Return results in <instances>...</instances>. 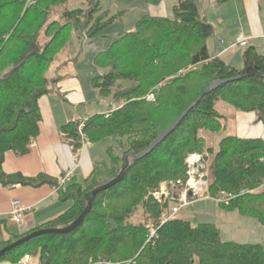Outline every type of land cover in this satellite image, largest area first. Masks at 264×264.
Returning <instances> with one entry per match:
<instances>
[{
	"label": "trees",
	"instance_id": "16d2710c",
	"mask_svg": "<svg viewBox=\"0 0 264 264\" xmlns=\"http://www.w3.org/2000/svg\"><path fill=\"white\" fill-rule=\"evenodd\" d=\"M227 1L216 0V4ZM66 2L0 0L2 187L58 186V181L42 173L33 177L5 173L2 164L9 151L26 154L29 142L39 135V100L60 93L58 83L63 76L51 71L58 69L71 32L78 39H93L113 19L105 18L106 11L100 12L99 0H86L87 8L63 9L53 18L58 6ZM172 12L171 17L141 16L130 31L118 34L96 53L93 63L103 72L90 79L91 87L116 108L108 116L103 112L86 117L83 132L87 144L114 138L105 150L107 160L96 164L84 184L71 179L64 192L57 191L71 203L54 219L13 232L9 218H0V250L32 231L68 226L84 210L91 191L119 173L126 154L144 151L199 98L198 102L153 150L128 168L121 181L95 196L91 210L75 229L34 237L1 255L0 262L15 264L27 254L37 257L38 264H89L90 259L113 264H264L263 243L224 241L213 223L192 226L179 217L161 223L165 205L145 199L162 180L185 177L187 153L206 150L212 154L209 193L235 195L222 207L264 227V192L250 191L259 187L264 176V138L225 136L214 150L200 135L222 130L224 116L215 109L218 100L237 111L253 112L257 122L264 120V79L244 74L252 65L264 72V55L254 46L244 47L241 70L219 57L211 58L207 40L214 28L200 15L196 0H176ZM214 81L226 82L204 93ZM149 93L154 94L153 102L146 100ZM78 122L72 120L60 128L74 153L81 149ZM139 209L144 219L134 223L130 219ZM150 229L155 230L151 237Z\"/></svg>",
	"mask_w": 264,
	"mask_h": 264
},
{
	"label": "rangeland",
	"instance_id": "374dc122",
	"mask_svg": "<svg viewBox=\"0 0 264 264\" xmlns=\"http://www.w3.org/2000/svg\"><path fill=\"white\" fill-rule=\"evenodd\" d=\"M215 2L216 0H196L200 15L204 17L206 19L205 21L210 23L214 28V34L209 38V40L214 36H217V39L218 37L223 36V34L221 33L224 32L225 28H227L232 35L230 40L231 45H235L236 33L240 31L241 25H243V23L245 24V15L241 10V5L238 3L236 4L235 0H228L219 8L215 6L217 5ZM238 2H240V0H238ZM258 2L261 10L260 16L264 20V0H258ZM175 3L176 0H161V2L157 4L148 3L146 0H99L100 12L106 11L105 18L112 17L113 19L100 32H98V34L93 37V39H78L76 32H71L67 46L63 49L58 58V69H54L53 71H51L53 75L56 74V76H63L60 80L59 86H61L63 89L62 92L64 96L62 95V97H65V99H67L66 101H63L60 93L48 94L52 96L50 97V99L53 105L54 113L57 116L61 112L64 113V110L65 113H68V111L72 113V111L75 110L73 101H75L76 96H85L86 99H88L87 101H90V103L87 102V105H92L89 106L90 108L98 105L100 101L99 97L96 95L90 84V79L93 76L103 72V69L97 68L93 63V58L96 53L107 48L118 34L130 31L134 27L135 22L143 15H166L168 17H171L173 13L172 6ZM87 7L88 4L86 0H67L65 4L58 6L57 12L56 14H54L53 18L58 17L59 13L63 9L70 10L75 8ZM222 10H224L225 12L223 13ZM236 46L237 45L234 46L235 50L241 48L239 46ZM35 48L36 47H33V49ZM106 101L107 103H109L108 98L105 100V102ZM58 104L61 106H58ZM215 109L219 114L225 115L226 117V121L224 119L222 121L224 123V128L221 131L215 133L205 131V135L204 137H202L205 140L206 146L212 147L214 150H217L218 142L222 137L232 135L236 136L237 132L235 129L234 118L230 116V113L233 114L235 109L230 104L222 100H218L215 103ZM89 112L91 111H88V113ZM67 121H65L64 123H67ZM113 142L114 138L110 137L106 138L101 144L88 143V146H92L93 148H95L94 150H96L97 153L99 152L100 156L97 157H102L103 159L107 160L104 147L105 145L107 147L108 145L113 144ZM195 152L197 151L187 153L184 159V178L162 180L154 189L148 191L145 199L151 198L153 201L161 205H165L166 211L162 213L161 218L162 216L167 218L179 217L181 219L188 220L192 226L202 222L213 223L219 229L220 237L224 241L264 244V227H258L256 225V220L251 217L244 216L237 211L228 212L222 206H228L229 204H219L213 199L217 197V195L221 191L215 194H210L207 188V190L204 191V195L208 196V198L189 202L181 209L178 214H171V208L175 205L177 201L176 197H178V194L180 192L179 187L177 188L174 183L177 180L184 181L186 179L188 172V165L186 160L190 154ZM201 153L206 155L204 169L202 170V172L203 174H205L209 186L212 181L209 169V165L212 161V154H210L206 150H203ZM163 182H166L168 192L171 195H176L175 200L167 198L162 202H159L154 197L153 194L156 191H159L160 186ZM0 188L4 187H2L0 184ZM248 191L249 190L243 191V193ZM250 191L264 192V186L259 185L258 188ZM4 195V192L0 191V198H3ZM199 196L200 194L198 195V197ZM188 200L191 201L192 198H188ZM70 203L71 202L69 201V204ZM143 219L144 215L142 214V210L139 209L130 220L134 223H137L139 221H142ZM9 222L12 224L9 226V228L13 232L18 231L21 227L8 220V223ZM31 257H33L31 259V264H37L38 258H35V256Z\"/></svg>",
	"mask_w": 264,
	"mask_h": 264
},
{
	"label": "crops",
	"instance_id": "0c3cea01",
	"mask_svg": "<svg viewBox=\"0 0 264 264\" xmlns=\"http://www.w3.org/2000/svg\"><path fill=\"white\" fill-rule=\"evenodd\" d=\"M235 3L241 5V10L245 15V24L243 23V25H241L240 31L236 33V36L238 34L253 36L249 45L254 46L259 54L264 55V20L260 16L261 10L258 0H240V2L235 0ZM215 6L220 8L218 5ZM222 11L223 13L225 12L224 10ZM221 34H223V36L218 37V39L217 36H214L210 40H207V48L210 57H219L226 64L238 70L243 69L244 62L242 59V51L244 48L234 49L235 45H231L230 41L232 35L227 28H225L224 32ZM59 85L60 82L58 83V88L63 95V89ZM50 97L52 96L47 94L42 96L39 100L41 112L40 133L33 139L35 146L30 147L29 151L23 155H19L12 151L7 152L4 156L2 170L5 173L21 172L28 177H33L42 173L54 181H58L61 176L73 169L70 180L72 179V181L84 184L86 176L92 171L96 164L101 160H106L102 157H97L100 156L99 152L97 153V151L94 150L95 148L88 146L87 143L78 153H74L69 144V140L61 134L60 128L66 124L64 122L67 120V122H69L82 117H88L95 113L105 112L108 108V103L107 101L105 102V99L99 98L100 101L98 105L90 108L89 106L92 105H87V102L90 103V101H87L88 99H86L85 96H76L75 101H73L75 110H73L72 113H70V111L65 113L64 110V113L61 112L57 116L53 111ZM62 99L63 101L67 100L65 97H62ZM58 106L61 105L58 104ZM88 111L91 112L88 113ZM223 116L226 121L225 115ZM230 116L234 118L237 137L264 138V120L257 122L256 115L253 112L235 110L233 114L230 113ZM200 135L204 137L205 133L201 132ZM103 141L98 142V144L103 143ZM104 148L106 150V145ZM56 188V184L50 183H43L36 187L16 184L0 188V191H3L5 194L3 198H0V218L7 217V213L10 210V201L16 198L19 199L24 206L31 207V210L24 216L23 225L16 232L33 229L54 219L70 206L69 201L66 202L61 199ZM226 210L228 212L233 211ZM10 225L12 224L9 222V226ZM256 225L262 227L257 222ZM32 258L33 257H30L26 264H31ZM0 264L13 263L2 261Z\"/></svg>",
	"mask_w": 264,
	"mask_h": 264
},
{
	"label": "built area",
	"instance_id": "2783aa9c",
	"mask_svg": "<svg viewBox=\"0 0 264 264\" xmlns=\"http://www.w3.org/2000/svg\"><path fill=\"white\" fill-rule=\"evenodd\" d=\"M252 38L253 36L251 35L238 34L235 37V45L244 48L250 44ZM182 72L183 70L179 71V73ZM146 100L148 102H153L154 94L149 93L146 96ZM115 106H116L115 103H111V104L108 103V108L104 112L105 116H108L112 111V109L116 108ZM85 119L86 117L78 119L79 124L77 126V131L79 133L80 141H81V148H83V146L87 142L86 134L83 132ZM33 146H35V142L31 140L28 144V147L30 148ZM205 158L206 155H204L201 152H195L188 156L186 160L188 165V170H187L188 172L186 179L184 181L177 180L174 183V185L177 186V188L179 187L180 192L178 194V197H176L177 201L175 205L171 208L172 215L178 214L181 211V209L189 202L196 201L198 199L208 198V196L204 195V191H206L208 188V180L206 179L205 174H203L202 172V170L204 169ZM72 171L73 169L58 179V186L56 188V191H62V192L65 191L66 185L70 181ZM260 186H264V176L261 180ZM199 194L200 196L198 197ZM153 195L159 202H162L167 198H170L171 200H175V196H176L174 194L171 195L168 192L166 182H163L160 186L159 191H156ZM234 197L235 195L231 193L221 191L219 192L217 197L213 199L219 204L227 205ZM188 198H192V200L190 201L188 200ZM30 210H31L30 206H24L19 199L14 198L10 201V210L7 213V217L13 223L22 226L24 223V216ZM168 219L170 218L162 216L161 223L167 221ZM154 234H155V230L151 229L149 233V237L153 236ZM29 258L30 256L26 254L17 262V264H26ZM89 264H113V263L107 262L103 259H97V260L90 259ZM126 264H130V262Z\"/></svg>",
	"mask_w": 264,
	"mask_h": 264
},
{
	"label": "water",
	"instance_id": "95a60500",
	"mask_svg": "<svg viewBox=\"0 0 264 264\" xmlns=\"http://www.w3.org/2000/svg\"><path fill=\"white\" fill-rule=\"evenodd\" d=\"M244 74L246 76H256L258 78L264 79V72L260 71L257 66H249L244 70ZM226 81H214L211 82L207 88L205 89L204 93H208L210 90L214 89L215 87L219 86L222 83H225ZM199 98L195 100L175 121L174 123L169 126L164 132H162L160 135L157 136V138L141 153H135L134 151H131L130 153L126 154L124 157V165L120 169L119 173L112 178L111 180L107 181L106 183H103L97 187H95L89 196V199L87 201V204L84 208V210L81 212V214L68 226L62 227V228H41L35 231H32L31 233L19 238L18 240L8 244L7 246L3 247L0 250V256L4 253L8 252L9 250L13 249L16 246H19L20 244L29 241L30 239L43 235L48 233H57V234H64L72 231L75 229L85 218L86 214L91 210L93 201L95 199V196L105 190L110 188L111 186L115 185L117 182L121 181L123 177L125 176L128 168L135 163L137 160H139L144 155L148 154L155 146H157L182 120V118L187 114L189 109H191L197 102ZM129 159H132L131 161Z\"/></svg>",
	"mask_w": 264,
	"mask_h": 264
}]
</instances>
